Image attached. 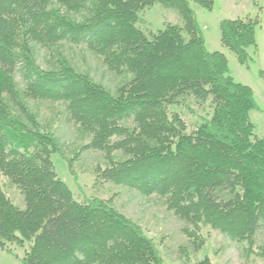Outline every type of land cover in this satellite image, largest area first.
Here are the masks:
<instances>
[{"label":"trees","instance_id":"1","mask_svg":"<svg viewBox=\"0 0 264 264\" xmlns=\"http://www.w3.org/2000/svg\"><path fill=\"white\" fill-rule=\"evenodd\" d=\"M191 2L213 4L0 0V176L24 203L14 204L0 182V248L27 243L20 264H164L154 240L111 198L79 199L58 176L54 154L70 167L87 149L105 162L94 170L97 180L159 196L196 248L215 231L246 259L264 260V238L260 245L255 239L264 228V136L249 119L256 102L249 86L228 75L224 54L206 50ZM155 3L176 9L183 26L143 31L139 14ZM255 25L219 23L221 44L242 64L256 47ZM62 46L95 54L119 76L115 91L74 67ZM37 48L51 66L38 64ZM30 101L60 104L65 121L88 133L74 158ZM182 108L203 111L191 129Z\"/></svg>","mask_w":264,"mask_h":264},{"label":"rangeland","instance_id":"2","mask_svg":"<svg viewBox=\"0 0 264 264\" xmlns=\"http://www.w3.org/2000/svg\"><path fill=\"white\" fill-rule=\"evenodd\" d=\"M195 18L200 26L205 48L208 52L219 51L227 59L228 75L236 82L243 83L252 89L256 108L249 111V119L254 125V133L264 136V0H213L212 7L207 9L199 4L190 3ZM256 21L254 35L256 47H248V61L238 62L236 55L220 42L219 23L225 19ZM166 23L183 26L176 9L165 8L155 3L139 14L138 26L145 32L164 28ZM65 58L80 71L87 72L94 80L100 82L111 92L119 85V76L106 70L100 59L84 47L62 46ZM38 64L45 68L51 66L50 58L45 51L37 48ZM51 63V64H50ZM17 80L19 81L18 77ZM21 85V83L19 82ZM37 118L56 136L62 145L66 158H74L78 149L89 142L88 133H82L77 127L65 121V113L60 104L41 101L36 104L28 102ZM188 125L194 127L203 111L196 113L181 109ZM58 176L65 181L74 195L79 199L98 197L111 198L112 204L123 215L130 218L145 231L156 243L164 264H192L207 257L211 264H264V260L250 255L247 259L240 245L228 236L215 231L205 233V239L196 248L183 232V222L171 211H168L163 200L153 194L142 195L135 190L111 182L97 180L94 170L97 166L105 167L103 156L99 151L84 150L67 166L66 161L58 154L52 156ZM5 194L17 206L24 203L17 189L6 178L0 176ZM208 234V235H207ZM203 235V236H204ZM264 228L256 234V245L263 243ZM8 250L0 248V264H20L27 248L16 243H7Z\"/></svg>","mask_w":264,"mask_h":264}]
</instances>
